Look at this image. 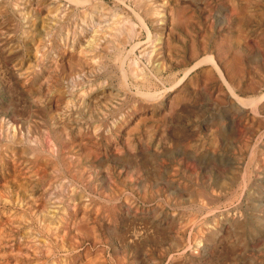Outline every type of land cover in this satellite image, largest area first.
<instances>
[{
    "label": "rangeland",
    "instance_id": "1",
    "mask_svg": "<svg viewBox=\"0 0 264 264\" xmlns=\"http://www.w3.org/2000/svg\"><path fill=\"white\" fill-rule=\"evenodd\" d=\"M72 1L0 0V264H264V0Z\"/></svg>",
    "mask_w": 264,
    "mask_h": 264
},
{
    "label": "bare ground",
    "instance_id": "2",
    "mask_svg": "<svg viewBox=\"0 0 264 264\" xmlns=\"http://www.w3.org/2000/svg\"><path fill=\"white\" fill-rule=\"evenodd\" d=\"M74 1V0H73ZM72 1V2H73ZM77 1V0H76ZM75 1V2H76ZM80 1V0H79ZM91 1V0H90ZM121 1V0H120ZM123 1V0H122ZM79 3V2H78ZM122 3V2H121ZM125 3H127V2H125ZM63 4V3H62ZM84 4V3H83ZM86 4V3H85ZM127 5V4H126ZM79 6V5H78ZM80 6H82V5H80ZM86 7V6H85ZM131 7V6H130ZM167 7V6H166ZM128 8V7H127ZM96 9V8H95ZM131 9H132V7H131ZM97 10H98V8H97ZM100 10V9H99ZM138 10V9H137ZM31 11V10H30ZM70 11V10H69ZM131 11V10H130ZM123 12H125V11H123ZM185 12H187V11H185ZM184 12V13H185ZM77 13V12H76ZM75 13V14H76ZM138 13V12H137ZM88 14V13H87ZM91 14V13H90ZM135 14V13H134ZM16 15V14H15ZM230 15V14H229ZM244 15V14H243ZM3 16V15H2ZM47 16V15H46ZM48 16H50V15H48ZM53 17H55L54 15H52ZM75 16V15H74ZM84 16V15H83ZM135 16H137V15H135ZM139 16V15H138ZM140 17V16H139ZM139 17H138V19H139ZM244 17V16H243ZM44 18V17H43ZM84 18V17H83ZM77 19V18H76ZM82 19V18H81ZM87 19V18H86ZM140 19H142V17L140 18ZM139 19V20H140ZM258 19V18H257ZM47 20V19H46ZM143 20V19H142ZM142 20H140V22L142 21ZM235 20V19H234ZM148 21V20H147ZM192 21V20H191ZM243 21V20H242ZM44 22V21H43ZM47 22V21H46ZM78 22V21H77ZM88 22V21H87ZM133 22V21H132ZM143 22V21H142ZM229 22V21H228ZM238 23V22H237ZM44 24V23H43ZM82 24V23H81ZM227 24V23H226ZM30 25V24H29ZM38 25V24H37ZM139 25H140V23H139ZM142 25H145L144 23H142ZM176 25V24H175ZM185 25V24H184ZM224 26V25H223ZM188 27V26H187ZM142 28V27H141ZM143 29V28H142ZM149 29V28H148ZM227 29V28H226ZM256 29V28H255ZM146 30H147V28H146ZM145 30V31H146ZM248 30H250V29H248ZM65 31V30H64ZM92 31V30H91ZM144 31V30H143ZM225 31V30H224ZM3 32V31H2ZM1 32V33H2ZM149 32V31H148ZM231 32V31H230ZM85 33V32H84ZM144 33V32H143ZM252 33V32H251ZM5 34V33H4ZM145 34V33H144ZM150 34V33H149ZM155 35V34H154ZM147 36V34H145V38H147L146 37ZM87 37V36H86ZM69 38V37H68ZM101 38V37H100ZM141 38V37H140ZM141 40V39H140ZM171 40V39H170ZM196 40V39H195ZM194 40V41H195ZM20 41H21V39H20ZM36 41V40H35ZM70 41V40H69ZM74 41V40H73ZM75 41H76V39H75ZM138 41V40H137ZM142 41H144V40H142ZM48 42V41H47ZM79 42V41H78ZM93 42V41H92ZM152 42V41H151ZM33 43V42H32ZM75 43H77V42H75ZM139 42H137V44H138ZM234 44V43H233ZM98 46V45H97ZM127 46V45H126ZM137 46V45H136ZM239 46H241V45H239ZM32 47V46H31ZM39 47V46H38ZM37 47V48H38ZM96 47V46H95ZM222 47V46H221ZM245 47V46H244ZM30 48V47H29ZM102 48V47H101ZM101 48H100V50H101ZM128 48H129V46H128ZM225 48H226V46H225ZM95 49V48H94ZM31 50H32V48H31ZM86 50V49H85ZM89 50V49H88ZM197 50V49H196ZM102 51V50H101ZM136 51V50H135ZM144 51V50H143ZM198 51V50H197ZM8 52V51H7ZM126 52V51H125ZM145 52V51H144ZM43 53V52H42ZM87 53V52H86ZM150 53V52H149ZM216 53V52H215ZM229 53V52H228ZM239 54H240V52H238ZM208 54V53H207ZM237 54V53H236ZM49 55V54H48ZM125 55V54H124ZM37 56V55H36ZM43 56H44V54H43ZM55 56V55H54ZM188 56V55H187ZM227 56V55H226ZM48 57V56H47ZM146 57V56H145ZM217 57V56H216ZM215 57V58H216ZM102 58V57H101ZM185 58V57H184ZM203 58V57H202ZM215 58L213 59V57L212 56H207V57H205L204 59H202V60H200V63H202V62H205V61H208V62H211V63H213V65H215L217 68H218V66L216 65V61H214L215 60ZM229 58V57H228ZM34 59H36V58H34ZM45 59V58H44ZM103 59V58H102ZM200 59V58H199ZM37 60V59H36ZM38 60H39V58H38ZM140 60V59H139ZM199 61V60H198ZM198 61H196V62H198ZM225 61V60H224ZM243 61V60H242ZM38 62V61H37ZM41 62V61H40ZM39 62V63H40ZM142 62V61H141ZM220 62V61H219ZM44 63H45V61H44ZM51 63H53L52 61H51ZM199 63V62H198ZM100 64V63H99ZM43 65V64H42ZM134 65H136V64H134ZM29 66V65H28ZM50 66V65H49ZM194 66V65H193ZM197 66V65H196ZM17 67H20V66H17ZM30 68V67H29ZM58 68V67H57ZM138 68V67H137ZM147 68V67H146ZM188 68V67H187ZM194 68V67H193ZM22 69V68H21ZM119 69V68H118ZM148 69V68H147ZM189 70V69H188ZM216 70V69H215ZM33 71V70H32ZM32 71H31V73H32ZM46 71V70H45ZM50 71V70H49ZM185 71H186V69H185ZM217 71V70H216ZM184 72V71H183ZM182 72V73H183ZM187 72V71H186ZM186 72H184L183 74H185ZM207 72V71H206ZM217 72H219V76L222 74V72H220V69L218 68V71ZM226 72V71H225ZM44 73V72H43ZM58 73V72H57ZM78 73V72H77ZM122 73V72H121ZM221 73V74H220ZM20 74H22V73H20ZM30 74V73H29ZM41 74H42V72H41ZM183 74H182V76H183ZM248 74V73H247ZM27 75H28V73H27ZM32 75V74H31ZM38 75V74H37ZM40 75V74H39ZM57 75V74H56ZM80 75V74H79ZM34 76V75H33ZM48 76V75H47ZM73 76V75H72ZM181 76V77H182ZM221 76H223V75H221ZM221 76H220V78H221ZM22 77H24V76H22ZM40 77V76H39ZM83 77V76H82ZM186 77V76H185ZM184 77V78H185ZM242 77V76H241ZM34 78V77H33ZM37 78V77H36ZM69 78V77H68ZM183 78V79H184ZM223 78V77H222ZM221 78V79H222ZM30 79V78H29ZM57 79V78H56ZM71 79V78H70ZM224 79V78H223ZM222 79V80H223ZM31 80V79H30ZM42 80V79H41ZM91 80V79H90ZM226 80V79H225ZM225 80H224V83H225ZM34 81H35V79H34ZM177 80H175V82H176ZM240 81V80H239ZM73 82V81H72ZM90 82V81H89ZM181 82V81H180ZM174 83V82H173ZM42 84V83H41ZM45 84V83H44ZM47 84H48V82H47ZM74 84V83H73ZM72 84V86H74ZM77 84V83H76ZM75 84V85H76ZM97 84V83H96ZM226 84V83H225ZM33 85V84H32ZM38 85V84H37ZM49 85V84H48ZM47 85V86H48ZM56 85V84H55ZM79 85V84H78ZM174 85V84H173ZM226 85H228V84H226ZM42 86V85H41ZM53 86V85H52ZM84 86V85H83ZM82 86V87H83ZM91 86V85H90ZM39 87V86H38ZM49 87V86H48ZM47 87V88H48ZM99 87V86H98ZM166 87H169V86H166ZM75 88V87H74ZM174 88V87H173ZM31 89V88H30ZM34 89H36V87L34 88ZM41 89H43V87L41 88ZM41 89H40V91H41ZM160 89V88H159ZM230 89V88H229ZM33 90V89H32ZM38 90V89H37ZM36 90V91H37ZM49 90V89H48ZM47 90V91H48ZM82 90V89H81ZM132 90V89H131ZM181 90V89H180ZM39 91V90H38ZM79 91V90H78ZM88 91V90H87ZM230 91H231V93L233 94V97H234V99H235V101L239 104V105H246V104H248V105H256V103H257V101H259L260 99H263L264 98V93L260 96V97H258V98H255V97H253V98H244V97H241L239 94H236L234 91H232L231 89H230ZM31 92V91H30ZM82 92V91H81ZM95 92V91H94ZM37 93V92H36ZM41 93V92H40ZM101 93V92H100ZM249 93V92H248ZM30 94V93H29ZM40 95V94H39ZM44 94H42L41 95V97L43 96ZM180 95V94H179ZM256 95V94H255ZM40 97V98H41ZM39 98V97H38ZM39 98V99H40ZM42 98H45V97H42ZM86 98V97H85ZM37 99V98H36ZM54 99V98H53ZM56 99V98H55ZM54 99V100H55ZM70 99V98H69ZM91 99H92V97H91ZM71 100V99H70ZM90 100V99H89ZM98 100V99H97ZM108 100V99H107ZM41 101H42V99H41ZM40 101V102H41ZM76 101V100H75ZM113 101V100H112ZM36 102H37V100H36ZM72 103H73V101H71ZM39 103V102H38ZM43 103V102H42ZM65 103V102H64ZM91 103V102H90ZM93 103H94V101H93ZM166 103H167V101H166ZM74 104H75V102H74ZM88 104V103H87ZM112 104V103H111ZM106 105V104H105ZM47 106V105H46ZM90 106H92V105H90ZM108 106V105H107ZM51 107H53V105L51 106ZM263 107V106H262ZM122 108V107H121ZM134 108V107H133ZM255 108H256V106H255ZM59 109V108H58ZM79 109V108H78ZM85 109H87V105H86V108ZM257 110V109H256ZM7 111V110H6ZM48 111V110H47ZM83 111V110H82ZM254 112V111H253ZM6 113V112H5ZM255 113H256V111H255ZM2 114V113H1ZM262 114V113H261ZM263 114H264V112H263ZM104 115V114H103ZM134 115V114H133ZM136 117V116H135ZM2 118V117H1ZM5 121V120H4ZM1 122V121H0ZM3 122V121H2ZM9 122V121H8ZM4 123H6V122H4ZM10 123V122H9ZM2 123H0V125H1ZM62 125V124H61ZM6 126V125H5ZM8 126V125H7ZM11 127V126H10ZM1 128H2V125H1ZM61 128V127H60ZM1 130V129H0ZM11 131V130H10ZM13 133V132H12ZM20 138V137H19ZM13 146V145H12ZM71 148V147H70ZM24 151H25V149H24ZM9 152V151H8ZM26 154H27V152H26ZM7 157V156H6ZM17 157V156H16ZM14 158V157H13ZM2 159V158H1ZM3 161V160H2ZM1 161V162H2ZM57 161V160H56ZM4 162H5V160H4ZM6 162H7V160H6ZM48 163V162H47ZM47 163H45V164H47ZM2 165V164H1ZM1 167V166H0ZM41 174V173H40ZM38 178V177H37ZM41 180H42V178H41ZM46 180V179H45ZM36 181H38V180H36ZM50 183H51V181H50ZM41 184V183H40ZM52 184V183H51ZM43 185V184H42ZM51 186V185H50ZM61 187V186H60ZM25 191V190H24ZM26 192V191H25ZM48 193V192H47ZM45 194V193H44ZM33 195V194H32ZM41 198V197H40ZM38 200V199H37ZM41 200V199H40ZM76 200V199H75ZM79 200V199H78ZM112 200V199H111ZM12 202V201H11ZM77 202V201H76ZM16 203V202H15ZM81 206V205H80ZM77 207V206H76ZM82 207V206H81ZM35 208V207H34ZM42 209V208H41ZM48 209V208H47ZM46 209V210H47ZM78 210V209H77ZM38 211V210H37ZM36 211V212H37ZM40 211V210H39ZM49 211V210H48ZM77 212V211H76ZM78 213V212H77ZM49 214V213H48ZM54 214V213H53ZM52 216V215H51ZM39 217V216H38ZM63 217V216H62ZM52 218V217H51ZM50 220V219H49ZM63 223V222H62ZM54 225V224H53ZM62 225V224H61ZM46 234V233H45ZM38 246V245H37ZM19 258V257H18Z\"/></svg>",
    "mask_w": 264,
    "mask_h": 264
}]
</instances>
